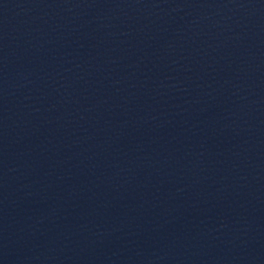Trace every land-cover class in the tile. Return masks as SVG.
Segmentation results:
<instances>
[{"label":"water","instance_id":"95a60500","mask_svg":"<svg viewBox=\"0 0 264 264\" xmlns=\"http://www.w3.org/2000/svg\"><path fill=\"white\" fill-rule=\"evenodd\" d=\"M0 264H25V263L0 255Z\"/></svg>","mask_w":264,"mask_h":264}]
</instances>
